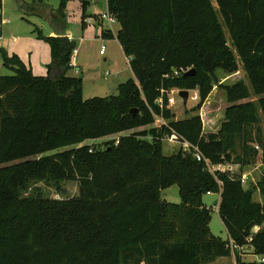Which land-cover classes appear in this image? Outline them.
I'll return each mask as SVG.
<instances>
[{"label": "trees", "instance_id": "1", "mask_svg": "<svg viewBox=\"0 0 264 264\" xmlns=\"http://www.w3.org/2000/svg\"><path fill=\"white\" fill-rule=\"evenodd\" d=\"M68 1L59 0L61 10ZM77 1L85 27L90 3ZM214 2L106 0L132 75L116 95L83 98L82 79L66 74L76 46L66 36L33 30L49 45L46 76L2 53L12 74L0 76V264H211L230 257L229 240L264 256V176L257 183L260 202L240 182L242 168L258 155L252 143L264 164L258 128V111L264 120V0ZM101 37L113 36L104 29ZM240 65L248 84H219L227 107L217 131L204 132L199 115L173 120L169 90L196 91L192 112H198L217 73L235 74ZM179 68L194 72L172 77ZM155 117L166 123L120 136L103 149L83 144L152 126ZM164 137L197 147L212 165L239 169L211 173L182 147L164 155ZM63 148L69 149L53 153ZM67 181L77 182L76 197L21 196L32 182ZM172 185L179 204L160 197ZM207 193L219 195L227 241L209 231L210 212L202 203Z\"/></svg>", "mask_w": 264, "mask_h": 264}, {"label": "rangeland", "instance_id": "2", "mask_svg": "<svg viewBox=\"0 0 264 264\" xmlns=\"http://www.w3.org/2000/svg\"><path fill=\"white\" fill-rule=\"evenodd\" d=\"M22 5H18L15 0H1V19L3 21L0 28V76L11 75V70L2 65V53L8 55L15 54L18 58L31 69L33 67H42L43 74L47 75V65L51 61L49 45L45 39L37 37V33L33 32L37 28L42 37L52 36V31H59L64 34L67 30L68 34L73 38L75 43L76 59L79 62H85L86 67L79 71L78 75L73 68H69L66 72L71 77H81L84 79V99L93 97H106L117 94V87L120 83L125 82L131 78L128 62L124 57L121 49L116 43L115 39H105L101 37L102 29H116L118 23L109 25L107 21H103L102 26L93 22L85 27H82V10L81 4L77 0H70L61 10L59 7V0H44L42 3L32 2V0H23ZM215 5L214 0H211ZM89 6L86 9L85 17L92 18L93 15L103 13L106 11L105 0H89ZM63 15V16H62ZM220 22L221 17L217 12ZM226 40L230 48L231 42L228 32L223 28ZM82 41V42H80ZM101 45L105 46V53L100 54L99 48ZM235 54V53H234ZM107 57V60L105 59ZM237 59V57H236ZM238 61V59H237ZM239 63V61H238ZM80 70V69H79ZM110 73L104 79V73ZM218 79L213 88L212 93L205 102V106L198 112H192V109L198 103V99L193 101L190 97L196 96V91H189V97L186 104L179 97L177 93L172 94L174 104L168 106L174 114L173 120H183L194 115L202 116L203 131L215 132L218 130L222 120L224 109L227 107V102L223 90L219 84H231L239 79H244L248 84L244 71L241 65L238 67V72L232 75L217 73ZM95 86L96 93H89L88 88ZM256 101L257 97L250 91V99ZM259 124L258 128L264 137V120L258 111ZM164 121V120H163ZM164 123H166L164 121ZM161 125L156 121L152 126L136 128L129 131L122 132L116 135H110L99 139L87 140L83 144L92 147V149H103L106 142L117 140L120 136H126L134 132H140L149 127L159 128ZM162 152L164 155L175 153L181 144L178 141L170 140L164 137L162 140ZM257 151L258 155L249 159L248 165L242 168V174L247 175V181L242 184L244 189L251 188L253 191V199L256 202L261 201V194L257 187L258 181L264 176V164L261 163L260 146L256 143L250 145ZM69 148H63L54 151L60 152ZM236 153H239V147L236 146ZM233 171H238L239 165H230ZM39 194L42 197L53 199H64L76 197L78 194V186L76 181L60 182L58 185H47L44 183H30L25 189L21 191V196H31ZM160 197L162 200L179 204L180 198L178 194L177 185H172L167 189L161 190ZM219 202L218 194H206L202 197V203L210 212V223L208 225L210 233L222 241L228 240V235L219 218L217 212V205ZM256 228L252 233H255ZM257 257L253 255V249L246 245L241 247L240 251L231 253L230 257L221 258L211 264H234L238 261L252 262Z\"/></svg>", "mask_w": 264, "mask_h": 264}, {"label": "built area", "instance_id": "3", "mask_svg": "<svg viewBox=\"0 0 264 264\" xmlns=\"http://www.w3.org/2000/svg\"><path fill=\"white\" fill-rule=\"evenodd\" d=\"M103 21H107V23L109 25H113L116 22V20L111 17L107 12L99 14L96 18H86L84 23L85 24H91L93 22H97L98 24H100L102 26ZM68 40L73 41V39L71 37H67ZM99 53L102 55L105 53V46L101 45L100 49H99ZM75 53L72 54V56L70 57V61H69V67L73 68L75 70L76 73H78V70L76 69V66L74 65V59H75ZM126 61L129 62V58L126 57ZM189 69H175L172 73V77H179L180 75L186 73ZM107 74V72H106ZM180 90L178 89H172L169 90L167 92V103L168 106L173 105L174 104V100L172 98V94L179 92ZM189 92V91H188ZM189 97V94H188ZM193 101L197 100L198 97L196 96H192L190 97ZM159 103L161 102V100L158 101ZM155 121L157 123H159L160 125L164 124V121L162 118L160 117H155ZM181 144V147L183 148L184 152H190L192 153L194 159L198 162H203L206 169L211 172L214 173L216 171H220V172H224V171H233L232 168L230 167V165H212L210 164V162L204 158L202 156V154L198 151L197 147H193L191 146L189 143L185 142V141H178ZM91 152V150H89ZM247 175L246 174H241V178H240V182L241 184L245 183L247 181ZM208 195H210V193H207ZM229 247L231 250V253L234 254L236 251H240L241 247H238L237 245H235L231 240H229ZM254 255V254H253ZM257 258L252 261V262H245V261H238L234 264H251V263H257V264H264V256H260V255H255Z\"/></svg>", "mask_w": 264, "mask_h": 264}, {"label": "crops", "instance_id": "4", "mask_svg": "<svg viewBox=\"0 0 264 264\" xmlns=\"http://www.w3.org/2000/svg\"><path fill=\"white\" fill-rule=\"evenodd\" d=\"M15 2L16 3H18V5H22L24 2L23 1H20V0H15ZM105 2H106V0H105ZM106 12V11H105ZM105 12H103V13H105ZM99 14H102V13H98V14H95V15H93V18H96ZM0 17H1V12H0ZM2 23H3V21H2ZM97 23V22H96ZM85 24V23H84ZM98 24V23H97ZM86 25H89V24H85V26ZM102 30H104V29H102ZM106 30H108V31H110L111 32V34H112V38H110V39H115V36H116V33L118 32V30H119V25L118 26H116V29H106ZM52 36H60V35H62V36H66V37H71L69 34H68V31L66 30L65 32H64V34H60V32L59 31H52L51 33H50ZM72 38V37H71ZM73 39V38H72ZM74 41V40H73ZM115 41H116V43L118 44V42H117V40L115 39ZM75 42V41H74ZM80 42H82V41H80ZM0 43H1V41H0ZM118 46H119V44H118ZM119 48L121 49V47L119 46ZM100 49V48H99ZM122 51V50H121ZM74 53H76V51L74 52ZM123 53V52H122ZM74 55H76V54H74ZM125 57V56H124ZM105 59L107 60V57L105 56ZM74 65L76 66V69L78 70V73H79V71L81 72V70L83 69V68H85L87 65H86V63L85 62H79L77 59H76V56H75V59H74ZM80 69V70H79ZM43 68L42 67H33V65L31 64V71H32V73L34 74V75H36V76H39V75H42L43 74ZM130 70V69H129ZM78 73H77V75H78ZM52 75H53V73H52ZM68 76V75H67ZM106 76L108 77V76H110V73H108L107 72V74H106V72L104 73V79L106 78ZM71 77V76H70ZM78 78H81V77H78ZM82 79V78H81ZM84 79H82V81H83ZM84 82L85 81H83V89H82V94L84 95ZM89 90H88V92L89 93H96L97 91H95V89H96V87L95 86H92L91 88H88ZM83 98H84V96H83ZM256 230H257V228H256ZM219 260H221V259H218L217 261H219Z\"/></svg>", "mask_w": 264, "mask_h": 264}, {"label": "water", "instance_id": "5", "mask_svg": "<svg viewBox=\"0 0 264 264\" xmlns=\"http://www.w3.org/2000/svg\"><path fill=\"white\" fill-rule=\"evenodd\" d=\"M194 72L193 69L188 70L185 75H191ZM179 97L183 100V103L186 104L188 99V91L187 90H180L178 92ZM132 116L135 115V110H131Z\"/></svg>", "mask_w": 264, "mask_h": 264}]
</instances>
